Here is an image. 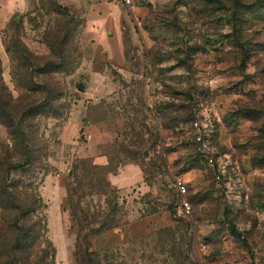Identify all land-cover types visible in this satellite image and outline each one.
Segmentation results:
<instances>
[{
	"label": "rangeland",
	"instance_id": "rangeland-1",
	"mask_svg": "<svg viewBox=\"0 0 264 264\" xmlns=\"http://www.w3.org/2000/svg\"><path fill=\"white\" fill-rule=\"evenodd\" d=\"M0 42V264L26 225L21 264L45 241L47 264H264V0H0ZM194 119L235 166L229 195Z\"/></svg>",
	"mask_w": 264,
	"mask_h": 264
},
{
	"label": "built area",
	"instance_id": "built-area-1",
	"mask_svg": "<svg viewBox=\"0 0 264 264\" xmlns=\"http://www.w3.org/2000/svg\"><path fill=\"white\" fill-rule=\"evenodd\" d=\"M124 5H132L133 0H117ZM194 130V142L196 152L204 159L215 181L224 184L227 194L232 192L233 175L235 176L234 164L227 154L219 153L212 143V137L209 130L201 123L199 119L192 122ZM243 185V182H241ZM174 189L177 194L176 208L184 217H189L193 213L192 203L189 201V188L186 182L180 178L174 181Z\"/></svg>",
	"mask_w": 264,
	"mask_h": 264
},
{
	"label": "crops",
	"instance_id": "crops-1",
	"mask_svg": "<svg viewBox=\"0 0 264 264\" xmlns=\"http://www.w3.org/2000/svg\"><path fill=\"white\" fill-rule=\"evenodd\" d=\"M75 115L78 116L77 113L74 114V116ZM79 119L81 122H83L86 119V116H82ZM95 128H96V131H98L102 134L101 139H100L102 141V143H101L102 146H104L108 140H111L112 137L114 138V135L117 134L116 133L117 132L116 126H115V124H112V121L102 122L100 125H97ZM113 129H114V133H112ZM99 149H100V147L96 146L94 154L92 156H94L96 154V152L98 155V153L100 151ZM140 180H141V177L135 171L133 164H128V165L122 166L120 168V170L114 176H112L110 178L112 186L121 195H127L131 191L134 192V189L140 183Z\"/></svg>",
	"mask_w": 264,
	"mask_h": 264
},
{
	"label": "trees",
	"instance_id": "trees-1",
	"mask_svg": "<svg viewBox=\"0 0 264 264\" xmlns=\"http://www.w3.org/2000/svg\"><path fill=\"white\" fill-rule=\"evenodd\" d=\"M195 120V119H194ZM193 120V121H194ZM192 121V122H193ZM192 122H191V125H192ZM212 137V135H211ZM212 139V143H213V137L211 138ZM33 150L28 144H26V147H25V152H24V156H30L29 159L28 158H24V163L27 165L31 164V161H30V158H31V154L33 153ZM197 156L202 160L203 158L196 152ZM23 157V156H22ZM204 160V159H203ZM21 210V208H20ZM28 209H25V212L24 210L22 209V214L19 218L21 219H25V215H27L29 212H26ZM26 213V214H25ZM25 214V215H24ZM32 226H25V228H21V232H20V238L18 237L17 240L15 241V244L12 246L11 248V252L14 254L15 258H19V263L21 264V261L22 262H25V261H28V256L27 254L25 255L24 252H27L28 250L31 249V247L34 245V242H35V239L33 240L30 233H31V228ZM24 231V232H23ZM232 235L237 238V239H241V236L237 233V231L235 230V228L232 229ZM38 241V240H37ZM45 244L47 245V248L40 251V254L41 256L39 255H36L34 254V264H47L46 262V259L50 258L53 259V252H51L52 250H49L50 248V243L48 241H45ZM51 249V248H50ZM23 254L24 256L20 255V254ZM50 254V255H49Z\"/></svg>",
	"mask_w": 264,
	"mask_h": 264
},
{
	"label": "water",
	"instance_id": "water-1",
	"mask_svg": "<svg viewBox=\"0 0 264 264\" xmlns=\"http://www.w3.org/2000/svg\"><path fill=\"white\" fill-rule=\"evenodd\" d=\"M79 88H80L81 90H83V89H82V85H80ZM177 220H178V221H182L183 218H182V217H178Z\"/></svg>",
	"mask_w": 264,
	"mask_h": 264
}]
</instances>
